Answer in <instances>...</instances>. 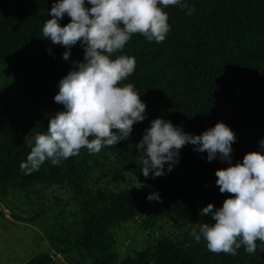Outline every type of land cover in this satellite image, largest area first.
Returning <instances> with one entry per match:
<instances>
[{
  "label": "trees",
  "instance_id": "1",
  "mask_svg": "<svg viewBox=\"0 0 264 264\" xmlns=\"http://www.w3.org/2000/svg\"><path fill=\"white\" fill-rule=\"evenodd\" d=\"M53 3L55 0H0V72L18 84L32 120L39 125L38 133H46L49 119L63 111L53 100L58 81L83 60L79 43L65 61V48L44 39L42 27L51 18L48 11ZM187 3L190 15L178 6L162 9L170 25L164 41H148L136 33L122 50L112 54L113 59L119 55L135 58L134 72L120 85L133 84L146 105L147 117L133 125L128 139L99 151L112 159V174L123 188L96 179L102 167L83 148L59 166L46 160L38 171L24 174L20 164L38 133L32 135L22 124L0 121V194L37 195L52 188L70 192V219L52 223L45 234L72 264H118L114 230L139 221L141 227L153 230L157 218L145 217L152 203L146 196L152 192L179 218L185 232L181 237H162L119 264H264L260 241H256L254 253H246L242 245L232 256L210 252L203 238L197 243L190 234L200 223H213L199 214L203 207L211 203L219 208L233 195L221 194L215 185V171L228 167L227 162H207L206 153L185 145L171 172L155 179L140 172L143 154L135 146L155 118L193 135L224 123L236 136L233 165L246 153L259 151L258 142L264 139V0ZM69 19L59 20L60 26ZM35 208L32 221L40 222L46 213L44 202ZM25 264L55 262L41 254Z\"/></svg>",
  "mask_w": 264,
  "mask_h": 264
},
{
  "label": "clouds",
  "instance_id": "2",
  "mask_svg": "<svg viewBox=\"0 0 264 264\" xmlns=\"http://www.w3.org/2000/svg\"><path fill=\"white\" fill-rule=\"evenodd\" d=\"M169 5L187 9L189 15L192 12L187 0H55L48 11L51 18L42 27L43 37L65 48V61H69L70 49L79 43L83 60L58 81L53 100L63 106V111L49 119L46 133L35 136L34 146L20 164L24 174L38 171L46 160L59 166L78 155L81 148L94 154L104 146H114L129 138L134 124L147 118L146 105L133 84L120 85L134 72L135 58L111 57L136 33L148 41H164L170 25L162 9ZM65 16L69 22L61 27L59 20ZM235 142V133L222 122L193 135L170 121L155 118L135 146L143 154L140 172L145 178L171 172L185 145L206 153L207 162L218 159L229 164L215 171V185L221 194L233 195L219 208L214 209L211 203L203 207L199 214L210 217L213 223H200L190 234L197 243L203 238L210 252L232 256L242 245L252 254L256 241L264 244V139L258 142L259 151L246 153L233 165ZM146 199L160 198L152 192Z\"/></svg>",
  "mask_w": 264,
  "mask_h": 264
},
{
  "label": "rangeland",
  "instance_id": "3",
  "mask_svg": "<svg viewBox=\"0 0 264 264\" xmlns=\"http://www.w3.org/2000/svg\"><path fill=\"white\" fill-rule=\"evenodd\" d=\"M4 77L0 72V121L22 124L32 135H36L39 125L36 120H32L31 108L23 93L16 82ZM83 152L88 158L96 159L102 167L103 172H98L100 177L96 179H101L104 184L109 181L111 187H124L121 180L112 174V159L99 152L89 154L86 148H83ZM70 198V192L57 188L28 196L11 192L0 194V264H25L41 254L49 255L55 264H72L45 234V228L52 223L70 219L68 211L73 210ZM41 201L44 202L46 213L42 221L33 222V210ZM151 216L157 218L153 230L141 227L140 221L124 224L114 230L118 264L162 237H181L184 234L181 221L166 208L163 201H152L145 213V217Z\"/></svg>",
  "mask_w": 264,
  "mask_h": 264
}]
</instances>
